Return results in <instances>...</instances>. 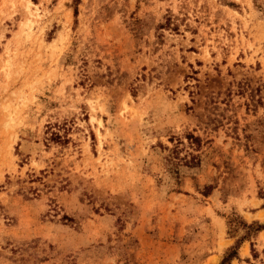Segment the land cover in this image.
Here are the masks:
<instances>
[{
  "label": "rangeland",
  "instance_id": "1",
  "mask_svg": "<svg viewBox=\"0 0 264 264\" xmlns=\"http://www.w3.org/2000/svg\"><path fill=\"white\" fill-rule=\"evenodd\" d=\"M263 205L264 0H0V264H220Z\"/></svg>",
  "mask_w": 264,
  "mask_h": 264
},
{
  "label": "trees",
  "instance_id": "2",
  "mask_svg": "<svg viewBox=\"0 0 264 264\" xmlns=\"http://www.w3.org/2000/svg\"><path fill=\"white\" fill-rule=\"evenodd\" d=\"M253 2L256 3V0H253ZM74 13L76 15V11ZM160 28H162V26H160ZM51 135H52L51 140L54 142L64 143L65 141H67L65 137H62L56 133H52ZM188 139L192 140V143H194L193 141L197 140V138H194L193 136H190ZM177 151L178 150L175 147L174 150L172 151V154L177 155ZM188 157L190 158V160H188L187 158L184 157V158H181V161H184V163H186V166L192 167V165L195 163L194 161L196 158L191 154H189ZM175 158H177V157H175ZM177 175H178V173H177ZM210 188L211 187H209V186L205 187L204 196H207L209 194L208 191ZM263 208H264V205H263ZM227 224L229 225V229L231 230L230 232L237 233V231L240 228H242L244 230V234L240 238H238L235 242V245L225 253V256L223 257L220 264H229L233 259H236L237 258V250L239 249L240 245L245 241L250 242L251 253H252L254 260L258 259V257H259L258 253L254 249V245L251 242V239L254 238L255 236H257V234L260 233L261 231H264V224H260L258 222H252L251 224H247L246 222H244L239 217H233V218L229 219ZM262 253L264 254V250L262 251ZM247 263L251 264V263H249V261H247ZM253 264H255V263H253ZM260 264H264V260H261Z\"/></svg>",
  "mask_w": 264,
  "mask_h": 264
}]
</instances>
